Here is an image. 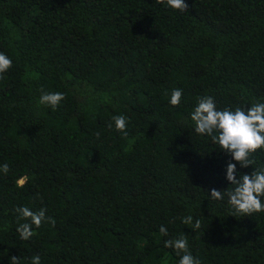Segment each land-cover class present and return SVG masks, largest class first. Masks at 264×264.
Returning a JSON list of instances; mask_svg holds the SVG:
<instances>
[{
	"label": "trees",
	"instance_id": "trees-1",
	"mask_svg": "<svg viewBox=\"0 0 264 264\" xmlns=\"http://www.w3.org/2000/svg\"><path fill=\"white\" fill-rule=\"evenodd\" d=\"M185 2L0 0L13 61L0 79V264H179L164 242L181 235L200 264H264V212L235 213L226 195L228 162L239 179L264 149L241 167L190 117L205 95L218 110L264 102V0ZM44 92L65 99L53 108ZM24 206L55 224L21 240Z\"/></svg>",
	"mask_w": 264,
	"mask_h": 264
},
{
	"label": "clouds",
	"instance_id": "clouds-1",
	"mask_svg": "<svg viewBox=\"0 0 264 264\" xmlns=\"http://www.w3.org/2000/svg\"><path fill=\"white\" fill-rule=\"evenodd\" d=\"M156 2L166 4V6L182 12L188 9L185 0H156ZM12 65V59L4 52H0V79ZM182 94V89H174L171 93L170 103L173 106H178L181 103ZM64 99L65 93L63 92H44L39 103L56 108ZM190 117L195 124L194 131L196 133L210 136L212 141L217 143L220 149L230 153L232 159L238 161L241 167L246 168L249 165H254V160L250 158L251 153L258 149H264V102H257L247 110L240 107H236L235 110L229 108L218 110L215 98L211 95H205L198 99ZM112 121H114L117 131L127 135L128 118L125 115H115L112 117ZM109 127H112V124H109ZM9 170L7 163L0 166V171L5 174ZM226 179L231 182V185H235L226 193L228 196L227 203L235 213L252 216L254 213L264 212V199H261L264 197V167H255L251 174H240L238 179L237 165L230 160L227 164ZM20 186H23V181L20 182ZM224 195L223 191L213 188L210 197L221 200ZM16 211L20 214L18 219L23 218L27 221L19 224L17 228L21 240H28L34 235L33 225L39 228L46 220L53 225L55 224L54 218L46 216L45 208L33 211L24 206L18 207ZM183 223L193 225L192 216L183 218ZM200 227L201 222L197 219L192 228L199 229ZM159 232L167 235L168 229L162 225ZM164 244L167 248H174L178 255L183 253L179 264H200L189 251V244L185 235L166 240ZM11 264H19L18 256H11ZM32 264H41V257L34 255Z\"/></svg>",
	"mask_w": 264,
	"mask_h": 264
}]
</instances>
